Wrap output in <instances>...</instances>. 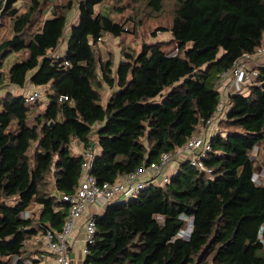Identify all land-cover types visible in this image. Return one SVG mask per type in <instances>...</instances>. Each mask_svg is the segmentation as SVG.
Listing matches in <instances>:
<instances>
[{"label": "trees", "instance_id": "obj_1", "mask_svg": "<svg viewBox=\"0 0 264 264\" xmlns=\"http://www.w3.org/2000/svg\"><path fill=\"white\" fill-rule=\"evenodd\" d=\"M17 1L7 0L0 13V25L9 18L12 30L0 39V68L12 52L27 50L9 69L10 84L48 89L44 109L23 95L0 96V264H42L32 256V239L62 228L70 208L62 195L73 194L82 178L74 142L88 146L97 135L101 151L91 172L100 183L183 147L217 109L219 74L263 41L264 0H173L166 16V0H30L24 12ZM135 3L144 6L142 15L136 8L124 21L114 17ZM105 4L109 13L98 10ZM73 9L78 19L69 27ZM145 19L171 38L137 51L127 42L128 24L136 39ZM107 36L120 38L119 61L96 51ZM174 43L179 51L169 55ZM260 72L264 80V66ZM104 86L116 87L105 103ZM217 125L204 159L212 172L183 161L165 185L108 203L86 264H264V185L253 180L252 157L264 141V83L231 95ZM27 209L30 216L21 217ZM187 218L189 238L178 235Z\"/></svg>", "mask_w": 264, "mask_h": 264}, {"label": "built area", "instance_id": "obj_2", "mask_svg": "<svg viewBox=\"0 0 264 264\" xmlns=\"http://www.w3.org/2000/svg\"><path fill=\"white\" fill-rule=\"evenodd\" d=\"M7 0H0V13L2 12ZM105 39V38H104ZM99 37L98 41L104 40ZM179 51V45L168 51L169 55H175ZM64 53L56 51L55 59L60 58ZM69 64V61H65ZM264 66V39L261 44L252 52H246L235 60L232 66L219 74L216 82V89L219 93V103L213 115L205 120L202 118L200 126L194 130L183 147L176 151H168L162 154L158 162H154L149 166L143 167L137 171L128 173L113 182L100 183L96 176L91 172L94 161L97 157L93 144L86 146L83 151L82 161V179L75 188L73 194H63L62 199L70 203V208L65 217L64 224L61 229L45 228L40 233V239L47 247L54 264H75L71 255L70 237L75 227L76 219L85 211L88 204H108L113 201L126 200V197L136 196L140 190L150 184H156L157 178H161L163 183L170 180V176L164 173V168L171 164H180L179 156L184 152H188L187 161L191 166L197 168L201 172L211 173L212 169L207 167L204 159L211 150V138L213 135L207 133V129L212 127L214 123L217 125L219 118L225 117L230 97L233 94L248 95L254 86H262L264 80L260 78V67ZM42 91L34 88L28 93H22L27 103H34L41 98ZM64 96V99H67ZM219 130V129H218ZM217 130V131H218ZM257 148L255 146L252 151ZM147 174V178L142 174ZM253 180L260 185H264V171H255ZM31 214V210L27 209L21 213V217L27 218ZM99 214H89L84 222L85 246L83 254L87 257L90 252L89 246L95 242L98 224L97 218ZM159 220L163 219L162 215H157ZM189 224L185 229H181L179 236L189 238L193 228V219H189ZM264 225L260 233V241H264ZM12 263L17 261V256L9 257ZM29 264H33L31 261Z\"/></svg>", "mask_w": 264, "mask_h": 264}, {"label": "rangeland", "instance_id": "obj_3", "mask_svg": "<svg viewBox=\"0 0 264 264\" xmlns=\"http://www.w3.org/2000/svg\"><path fill=\"white\" fill-rule=\"evenodd\" d=\"M29 1L30 0H23L21 2L22 4H21L20 7L28 5ZM123 4L126 5L127 1H124ZM173 4H174L173 0H166L165 1V6L167 7V10L164 11V13H163L164 16L169 15L172 12ZM128 5H132V4H128ZM105 8L110 10V6L109 5L105 4V5H102V6L101 5L98 6V10H101V11H103V9H105ZM136 8L138 9L136 13H138L139 15H142L144 13L143 12L144 6L141 5V4L135 3L132 6L124 7L123 12L116 13L114 15V17L116 19H118V20L124 21V20L128 19V17H130L132 14L135 13ZM74 10H76V9H74ZM146 17L150 18L147 15H146ZM145 22L146 23H142L138 27V32H137V38L136 39H134L133 36L131 35V33L134 31L133 23H131V24L129 23L128 24V27H129V31L128 32L130 33V35L127 38V42L130 43L135 50H137V51L140 50L142 48L143 43H145V42L151 43V42L156 41V40H169L171 38V34L170 33L163 32L161 30H156L155 29V25H151L149 19H145ZM155 32H156V34H154ZM11 33H12V30H11V26H10V19L8 18V19L5 20L4 25H0V39H2L3 37L10 36ZM105 41H106V37H105V39L102 42H100L101 44L106 45L105 51H106L107 55L105 57L107 58V57H109L111 55V56L115 57L116 61H119V59L121 58L120 38H118V37L115 38L113 36H109L107 38V41L106 42ZM175 45H176V43H174L172 46H170L168 48V51H171L175 47ZM61 46H62V43H61ZM96 51L97 52L99 51L98 53L101 54L99 49L96 48ZM62 53H64V52H62ZM26 56H28V51L27 50L22 51V52H18V53L17 52H12L11 54H9L4 59L3 64H2L3 66H2V68H0V72L2 73L3 78H4V87L0 91V96L4 95V93H9V92H12L13 94H17V93H21L22 94V93H27L28 92L27 90L26 91L24 90V89H27V87H28L27 85L24 86V87H19V86L10 84V81H9V69L14 64L19 62L20 60H24L26 58ZM39 88L42 91L41 92L42 96L38 100V103H40V105H41L40 106V109H41L47 103L46 102V97H47L46 96V90L48 88L47 87H42V88L39 87ZM166 92H168L167 89L164 91V94ZM17 95H19V94H17ZM106 95H107V92L103 93L104 100H106V98H107ZM157 99L160 100L161 97H158ZM217 124H218V121H217ZM218 129H219V127H218ZM92 140H93L92 144L94 145L96 153H99L100 146L97 143V136L95 135V133L92 134ZM73 152H75L74 148H73ZM183 161H187V160L186 159H182L181 162H183ZM179 167L180 166L178 164V167L176 168L175 172L174 173L170 172V173L175 174L178 171L177 169H179ZM156 185L163 186V185H165V183L162 182L161 178H159V179L157 178ZM128 199H129V197H126V200H128ZM10 201H13V199H11ZM189 219L190 218H187V220H189ZM188 224H189V221H187V224H186L185 227H183V229H185L188 226ZM40 235L41 234H38L37 235V239L36 238L34 239L35 241H33V243H34L33 245L40 246L42 244L41 239H40ZM27 247L28 248H33L32 244H30V243H28Z\"/></svg>", "mask_w": 264, "mask_h": 264}, {"label": "crops", "instance_id": "obj_4", "mask_svg": "<svg viewBox=\"0 0 264 264\" xmlns=\"http://www.w3.org/2000/svg\"><path fill=\"white\" fill-rule=\"evenodd\" d=\"M22 1L23 0H18L17 1V5L19 7L21 6V4H22L21 2ZM27 6L28 5L20 7V12L26 11ZM49 11H50V7L47 8V11L43 14L42 18H44L45 15ZM103 12L104 13H109V9L105 8V9H103ZM78 13H79L78 9L77 10L73 9L71 12H69V27H71L74 22H77ZM41 25L42 24L38 25L39 28L41 27ZM68 32H69V28L67 27V33ZM108 37L109 36L106 37V41H107ZM101 46H103L100 49L102 51L101 53L105 57L107 55V53H106V51L104 49L106 47V45L101 44ZM65 50H66V44L64 42V43H62V46H60L58 48V51H61V53H62V52H65ZM27 57L28 56H26V58ZM20 61H22V60H20ZM26 85L28 87H27V89H24V90L25 91L27 90L28 92H30L34 88H37L31 82H28ZM114 88L116 89V87L111 88V87H108V86H104L103 93L107 92L106 100L108 99L109 95L114 91ZM17 94L20 95L21 93H17ZM106 100H104V102ZM46 102H47V97H46ZM44 108H45V106L43 107V109ZM100 125H101L100 123H97L95 125V129H96L97 126H100ZM217 130H218V126L216 125V123H214V125H212V127L207 129L208 137H209V135H213L215 132H217ZM93 133H95V132L93 131ZM92 134H91V139H92ZM92 142H93V140H92ZM73 148H74L75 153L83 154V151L85 150L86 146H84V144L82 142L76 140L74 142V144H73ZM100 151H101V148H100L99 152ZM187 154H188V152L184 151L179 156L178 160H180V161L182 159H186L187 160ZM252 157H253V160H254L255 171H258V172L264 171V141L262 143H260L259 145H257V148L254 151H252ZM177 167H178L177 163H175V162L171 163V164L167 165L164 168V173L171 177L172 174L175 172ZM170 172H173V173H170ZM142 176L146 177V179H148L147 178V174L143 173ZM106 206H107V204H105V203L104 204H100V203L88 204L86 209H85V211L80 215V217H78L76 219L75 227H74V229L72 231V234H71V237H70L71 255L74 258L75 264H86V256L83 254V248H84V246L86 244V242H85V233H84V222H85L86 218L88 217L89 214H94L95 213V214L101 215L104 212V210L106 209ZM35 238L37 239V237H35ZM34 239H32V241H35ZM34 248H33L32 256L34 255L37 258L38 257L41 258L42 259V264H54V261H53L51 255H50L47 247L44 245L43 242H42V244L40 246H35Z\"/></svg>", "mask_w": 264, "mask_h": 264}, {"label": "water", "instance_id": "obj_5", "mask_svg": "<svg viewBox=\"0 0 264 264\" xmlns=\"http://www.w3.org/2000/svg\"><path fill=\"white\" fill-rule=\"evenodd\" d=\"M52 123V122H51Z\"/></svg>", "mask_w": 264, "mask_h": 264}]
</instances>
